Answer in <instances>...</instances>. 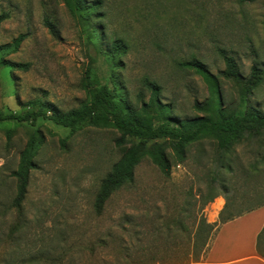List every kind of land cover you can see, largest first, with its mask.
Instances as JSON below:
<instances>
[{"label":"rangeland","instance_id":"obj_1","mask_svg":"<svg viewBox=\"0 0 264 264\" xmlns=\"http://www.w3.org/2000/svg\"><path fill=\"white\" fill-rule=\"evenodd\" d=\"M85 1L101 2L90 20L72 14L63 0H0V16L7 15L0 24V113H18L35 99L60 112L76 109L88 100L84 79L90 68L102 85L113 88L115 78L131 108H138L139 93L148 101L144 80L156 84L170 116L186 119L198 115L193 105L208 93L201 77L181 64L196 59L219 78L223 52L244 77L253 66L264 70V0ZM94 28L104 35L98 39ZM114 41L124 47L116 55L119 67L104 54ZM219 80L227 101H234L233 85ZM251 103L264 113V82ZM34 130L42 142L23 203L26 228L10 238L17 218L11 174ZM120 136L112 128L69 130L42 120L0 126V260L15 247L56 246L57 231L63 243L74 244V264H127V249L135 264H177L194 255L201 264L203 241L209 244L216 235L207 236L202 221L215 225L225 206L224 218L264 207V136L236 146L225 163L230 170L215 182V143L201 139L186 148L181 164L170 154L169 179L143 158L134 183L113 193L96 216L99 185L122 156ZM218 198L224 203L212 219Z\"/></svg>","mask_w":264,"mask_h":264},{"label":"trees","instance_id":"obj_2","mask_svg":"<svg viewBox=\"0 0 264 264\" xmlns=\"http://www.w3.org/2000/svg\"><path fill=\"white\" fill-rule=\"evenodd\" d=\"M63 2L72 14L77 13L85 20H90L91 16L94 17L95 12L101 9L100 1L87 3L85 0H63ZM101 17L102 15L98 14L95 19ZM6 18L7 15H1L0 24ZM94 32L98 39L104 35L103 31L98 28H94ZM22 39L23 36H20L19 40ZM120 44L119 41H114L112 47L104 52L106 58L116 67H119L116 55L124 51V47ZM222 57L225 69L219 73V78L233 85L237 97L232 102H228L219 78L211 75L202 63L193 59L181 64L182 67L191 69L200 76L207 88L208 97L203 102L194 103L193 109L198 115L192 118L171 117L170 106L159 101L160 88L148 80H144V86L149 91L148 101H143V95L139 93L138 108H131L121 95L120 83L115 81V78L112 80L115 83L113 88L107 84L102 85L97 80L95 71L89 68L84 79L88 100L80 107L60 112L53 109L51 105L35 99L23 105L18 113H0V126L8 124L34 126L37 121L42 120L69 130L83 126L116 130L121 135L116 144L121 148L122 156L99 185L93 202V213L96 216L102 215L113 193L121 187L134 183L135 168L143 158L148 157L160 174L165 179H169L172 171L171 155L176 164L183 163L186 159V148L201 139H210L215 143L213 158L215 171L211 178V181L215 182L219 180L222 170H230L225 163L228 155L236 146L256 141L264 136V113L251 103L254 92L264 82V70L253 66L250 74L244 77L232 57L223 52ZM11 66L17 70L26 71L28 69L27 64H12ZM41 142L42 138L38 131L34 130L20 155L17 169L11 174L16 182V194L11 207L17 218L9 231L10 238L26 228L23 203L27 195L30 172L36 168L34 157L37 155V148ZM212 199L213 197L209 198L204 204L211 202ZM224 210L220 212L219 221L215 225H208L204 221L200 223L207 232V236L211 232L216 234L220 226L242 216V214L228 215L224 218ZM54 240H57V245L52 248L43 242L40 245L26 246L20 251L18 247H15L10 258H2L0 264H74V244L70 246L63 243L65 242L63 234L57 231L54 233ZM203 246H206L204 251L206 254L207 239L203 241ZM51 252L55 254L51 255ZM256 253L264 258V226L256 239ZM124 259L127 264H135L137 261L128 253V249ZM189 262L198 264L200 258L194 255L191 259H183L177 264H188ZM161 264L164 263L161 261Z\"/></svg>","mask_w":264,"mask_h":264},{"label":"crops","instance_id":"obj_3","mask_svg":"<svg viewBox=\"0 0 264 264\" xmlns=\"http://www.w3.org/2000/svg\"><path fill=\"white\" fill-rule=\"evenodd\" d=\"M263 226L264 207L223 224L208 244L201 264H264V258L256 253V239Z\"/></svg>","mask_w":264,"mask_h":264},{"label":"bare ground","instance_id":"obj_4","mask_svg":"<svg viewBox=\"0 0 264 264\" xmlns=\"http://www.w3.org/2000/svg\"><path fill=\"white\" fill-rule=\"evenodd\" d=\"M218 202H217V204L216 205H214L213 207H214V209H213V213H211L212 215H211V218L212 219H215V217L217 216V213H218V211L222 208V206H223V201L222 200H217Z\"/></svg>","mask_w":264,"mask_h":264}]
</instances>
